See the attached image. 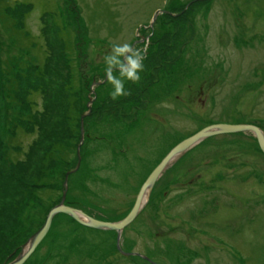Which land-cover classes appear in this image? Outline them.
<instances>
[{
  "label": "rangeland",
  "instance_id": "1",
  "mask_svg": "<svg viewBox=\"0 0 264 264\" xmlns=\"http://www.w3.org/2000/svg\"><path fill=\"white\" fill-rule=\"evenodd\" d=\"M136 39L138 82L116 68ZM111 69L130 94L113 99L109 76L93 94ZM219 122L264 130V0H0V264L62 203L80 155L65 203L120 220L175 145ZM148 197L120 247L116 231L57 213L23 264H264L253 133L187 149Z\"/></svg>",
  "mask_w": 264,
  "mask_h": 264
},
{
  "label": "water",
  "instance_id": "2",
  "mask_svg": "<svg viewBox=\"0 0 264 264\" xmlns=\"http://www.w3.org/2000/svg\"><path fill=\"white\" fill-rule=\"evenodd\" d=\"M161 10V9H158ZM163 10V9H162ZM165 11V10H163ZM159 13V11H156L154 14V19L157 17L156 15ZM131 51L126 52L124 57V63H126V56L131 53ZM127 64V63H126ZM119 70H125L127 67L125 66H118L116 67ZM115 68V69H116ZM112 71L109 70L107 72V76L105 77V80L109 76L108 74ZM104 81H96L94 80L92 92L95 93L94 85L103 84ZM92 102V101H91ZM90 106V104H89ZM91 110L89 112H86L82 116L83 118L90 114ZM85 126L84 121L82 122L81 132H82V138H84L85 134ZM242 131H248L253 133V135L257 136V140L259 142L260 147L262 148V151L264 153V130L254 124H237V123H226V122H219V123H213L208 125L207 127L198 130L196 133L189 135L183 140L182 142L175 145V147L171 150L169 154L165 156V158L160 162V164L154 168V170L151 172V175L146 179V181L143 183V187L141 188L139 194L137 195V199L135 203L133 204V207L131 210L120 220H103L98 219L90 214H87L86 212L82 211L79 208H74L68 204L65 203V198L67 194V186L69 185V175L74 173L76 170L79 169V165L81 162V155L79 156V162L76 165L77 167L74 170H69L65 175V182H64V194L62 197V203L54 205V207L49 211V215L46 217V220L44 221V225L37 230L35 233H33L32 237L27 241L25 245H23V253L12 263L9 264H23V262L28 259L27 257L34 252V250L37 248V245L44 239L47 232L50 230L52 226V221L57 213H67L69 214L76 222H80L82 225L87 227H92L95 229H102V230H108V231H116L118 233L117 242L119 243L120 247V238L123 233V229L128 226L130 223L134 221V219L138 216V214L144 209V205L148 200L149 193L153 190L155 187L156 181L159 179V177L162 175V173L165 171V169L172 163V161L178 156L179 154H183L187 151V149L198 145L199 142L203 141L206 138H209V136L213 135H219L221 133H238ZM80 148V146H79ZM80 154V149H79ZM120 249V248H119ZM120 252L122 254H126L120 249ZM148 258V257H147Z\"/></svg>",
  "mask_w": 264,
  "mask_h": 264
},
{
  "label": "clouds",
  "instance_id": "3",
  "mask_svg": "<svg viewBox=\"0 0 264 264\" xmlns=\"http://www.w3.org/2000/svg\"><path fill=\"white\" fill-rule=\"evenodd\" d=\"M147 48V42L145 44V50ZM132 47L130 44L125 43L123 47H117L116 51L118 54L123 55L124 53L131 51ZM140 51V50H139ZM141 54L143 55V59L145 58L144 54L142 51H140ZM129 63H130V68H126L124 70V73L122 75H126L128 79L138 82L140 80V76L137 75V69L142 70L143 69V64L139 63L137 59H133V57H128ZM109 82L113 83L116 85L115 91L111 93L113 99H116L118 96H123V95H128L130 93H126L124 91L123 84L119 80H117L113 76H109Z\"/></svg>",
  "mask_w": 264,
  "mask_h": 264
},
{
  "label": "trees",
  "instance_id": "4",
  "mask_svg": "<svg viewBox=\"0 0 264 264\" xmlns=\"http://www.w3.org/2000/svg\"><path fill=\"white\" fill-rule=\"evenodd\" d=\"M62 37L64 38V37H66V36L63 34ZM151 38H152V37H150V39H149V41H148V44L151 43ZM64 40H66V39H64ZM70 43H71V42H70ZM66 44H67V43H66ZM70 45L72 46V43H71ZM149 45H150V44H149ZM143 46H144V45H143ZM72 50H73V46H72ZM73 68L76 69V65L73 66ZM74 75H75V74H74ZM75 76H76V75H75ZM75 81H76V80H75ZM72 82H74V81H71L70 84H72ZM73 84L75 85V87L78 86V83H77V82H76V83L74 82ZM73 84H72V85H73ZM99 85H102V84H99ZM96 92H97V91H96ZM70 93H71V92H70ZM74 93H75V92H74ZM71 94H72V93H71ZM71 96H72V95H71ZM72 97H73V96H72ZM73 98H74V97H73ZM71 99H72V98H71ZM72 101H73V99H72ZM72 101H71V102H72ZM72 104L75 106V101H73V102L71 103V105H72ZM74 106H73L72 108H74Z\"/></svg>",
  "mask_w": 264,
  "mask_h": 264
},
{
  "label": "bare ground",
  "instance_id": "5",
  "mask_svg": "<svg viewBox=\"0 0 264 264\" xmlns=\"http://www.w3.org/2000/svg\"><path fill=\"white\" fill-rule=\"evenodd\" d=\"M134 46H135V44L132 45V47H134Z\"/></svg>",
  "mask_w": 264,
  "mask_h": 264
}]
</instances>
